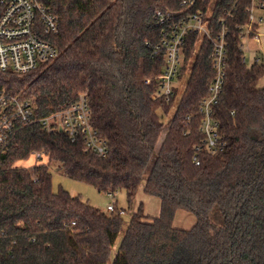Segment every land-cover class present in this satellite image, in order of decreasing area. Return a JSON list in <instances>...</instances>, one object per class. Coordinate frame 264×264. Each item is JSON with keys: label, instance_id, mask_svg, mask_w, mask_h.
<instances>
[{"label": "trees", "instance_id": "1", "mask_svg": "<svg viewBox=\"0 0 264 264\" xmlns=\"http://www.w3.org/2000/svg\"><path fill=\"white\" fill-rule=\"evenodd\" d=\"M181 1L40 0L59 22L47 37L58 55L26 74L0 71V87L30 99L36 118L85 93L107 153L86 151L82 139L44 132L38 123L16 133L0 169V264H108L118 240L110 264H264V87L257 86L264 64L248 67L242 50L251 1L206 0L189 11L210 8L212 33L226 34L225 79L212 108L226 146L216 154L200 131V104L215 77L208 39L197 46L196 36L187 39L181 93L167 100L156 94L165 53L156 52L163 27L154 15L185 13ZM257 3L264 20V0ZM252 27L250 38L259 23ZM40 151L45 163L17 166ZM151 161L142 192L159 199L160 213L147 216L140 204L123 231L115 203L105 213L52 190L55 163L65 177L99 193L124 191L130 202ZM179 210L194 216L189 230L173 226Z\"/></svg>", "mask_w": 264, "mask_h": 264}, {"label": "built area", "instance_id": "2", "mask_svg": "<svg viewBox=\"0 0 264 264\" xmlns=\"http://www.w3.org/2000/svg\"><path fill=\"white\" fill-rule=\"evenodd\" d=\"M205 1L182 0L180 6L185 10L183 14L156 11L154 19L163 27V36L156 46V52L162 50L165 53L164 67L159 77L156 94L167 100L181 93L189 71L187 65L180 78L186 41L190 36H196L197 46L203 39H208L212 45L210 60L215 77L209 87L208 97L200 104V112L203 115L200 131L205 136L204 143L208 152L216 154L226 146L217 132V122L212 119V108L217 104L225 79L226 34L224 29L212 33L209 27L210 8L206 12L202 10L189 12ZM250 1V24L245 29L242 39L250 38V34L254 31L253 24L264 23L262 14L255 16V11L262 6H258L257 0ZM58 31L57 17L40 0H0V71L22 75L54 60L58 51L47 37L57 34ZM34 123H38L44 132L61 133L71 141L82 139L86 151L99 156L107 153L106 141L91 125V114L85 93H79L77 100L65 109L36 118L33 102L30 99L0 87V169L4 166L16 133ZM31 155L37 159L46 156L43 151ZM194 161L196 165L199 164L196 157ZM108 195L113 197V194ZM105 210L107 213L112 212L114 203L107 204Z\"/></svg>", "mask_w": 264, "mask_h": 264}, {"label": "rangeland", "instance_id": "3", "mask_svg": "<svg viewBox=\"0 0 264 264\" xmlns=\"http://www.w3.org/2000/svg\"><path fill=\"white\" fill-rule=\"evenodd\" d=\"M261 14V10L258 9L255 11V16ZM242 50L244 52V59L246 65L249 67L255 61H258L264 64V23H259L258 35L254 38L244 37L242 39ZM258 87H264V77H262L257 84ZM177 107V103L173 105L171 108L169 115L162 119L164 122V130L162 135L159 139L158 145L161 143L163 136L166 132V129L169 125L171 120V116L174 113ZM47 161V157L43 156L42 159H37L34 156H30L26 161H20L17 163L18 167L30 168L36 166L41 163H45ZM152 165V161L149 163L148 168L144 174V177L139 185L137 192L134 198L128 202L126 198V194L124 191H119L113 194V197H110L108 194L99 193L96 189L92 186L74 181L68 177H65L61 171L59 170V166L55 163L50 164V172L52 174V190L55 192L59 188L66 190L72 196H79L82 200L87 201L91 206L100 209L101 211L106 212L107 204L113 202L115 203L116 207L122 211V217L124 220V225L122 231L125 229L127 222L131 215L135 213L140 204H142V208L144 214L150 217H156L160 213V201L158 198L147 196L142 192L143 185L145 180L149 174L150 168ZM219 219V218H218ZM216 219L217 222L219 220ZM195 223V218L193 215L179 210L176 211L173 226L178 229L189 230ZM119 240L114 247L112 254L110 256V261L108 264L111 263L116 248L118 246Z\"/></svg>", "mask_w": 264, "mask_h": 264}]
</instances>
